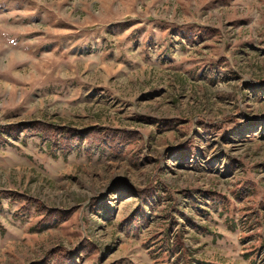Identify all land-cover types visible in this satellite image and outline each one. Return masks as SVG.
Wrapping results in <instances>:
<instances>
[{"label": "rangeland", "instance_id": "obj_1", "mask_svg": "<svg viewBox=\"0 0 264 264\" xmlns=\"http://www.w3.org/2000/svg\"><path fill=\"white\" fill-rule=\"evenodd\" d=\"M0 225V264H264V0H0Z\"/></svg>", "mask_w": 264, "mask_h": 264}, {"label": "trees", "instance_id": "obj_2", "mask_svg": "<svg viewBox=\"0 0 264 264\" xmlns=\"http://www.w3.org/2000/svg\"><path fill=\"white\" fill-rule=\"evenodd\" d=\"M0 229H1L2 232L5 231V229H4L3 226H1V225H0ZM180 245H181V243H180Z\"/></svg>", "mask_w": 264, "mask_h": 264}]
</instances>
